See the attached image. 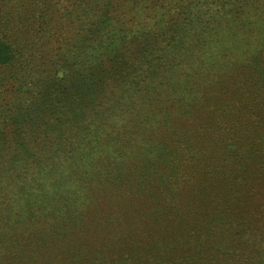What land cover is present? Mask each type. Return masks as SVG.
Here are the masks:
<instances>
[{
    "label": "trees",
    "instance_id": "1",
    "mask_svg": "<svg viewBox=\"0 0 264 264\" xmlns=\"http://www.w3.org/2000/svg\"><path fill=\"white\" fill-rule=\"evenodd\" d=\"M204 18L261 22L264 0H0V264H264V214L237 202L264 172V122L254 111L264 39L244 44L256 52L237 67L249 76L233 79L238 58L222 73L218 47L211 61L201 54ZM245 97L253 117L241 116L231 134L249 125L253 143L205 142L197 123L184 130L175 120L210 115L211 131H222ZM151 103L163 106L156 134L170 138L147 147L137 175L100 163L104 147L84 149L103 134L118 157L126 132L151 138L157 130L142 113ZM109 187L151 204L88 214L93 193Z\"/></svg>",
    "mask_w": 264,
    "mask_h": 264
},
{
    "label": "rangeland",
    "instance_id": "2",
    "mask_svg": "<svg viewBox=\"0 0 264 264\" xmlns=\"http://www.w3.org/2000/svg\"><path fill=\"white\" fill-rule=\"evenodd\" d=\"M166 18L168 19V17H166ZM226 19L227 18H223L220 21H218L217 19L216 20H210V21H208L206 18L203 19L204 22L206 23L207 31H210V36H209V38H207L208 48H204V51H202L201 54L203 53L202 56L208 57L211 61L212 53H214L213 50H214L215 46H216V48L218 47L219 51L225 57L216 58L215 59V64H216L215 66H216V68L219 67L220 68L219 72H222V73H224L225 70L229 69V68H226L225 64L228 66L230 62H233L236 58H238L236 60V62L233 64V66L229 69V74H230L229 77H231L233 79H237L240 75H242L240 77L244 78L246 80V79H248L247 77L249 75H246V71H244V70H243V72H244L243 73L242 69H244V66L252 64L251 59L253 57L252 52L254 51V49H251L252 52H249V50H248L244 53L245 47H243V46L245 43H248L247 41H250V40L251 41L254 40L252 42L253 45H254V43L260 44L259 41L264 39L263 38V36H264V20L262 19L261 22L258 20H249V22H246L244 24V27H239L233 23H230V21L226 20ZM237 20H238V18H237ZM244 21L245 20H243V22ZM227 22H229V23H227ZM245 25H248V26H245ZM252 26H257L256 29H261L262 34L259 35V38H257V33H258L257 30L255 33H250L251 31L248 28H253ZM253 29H255V28H253ZM255 35H256V37H255ZM213 36H214V38H213ZM255 40H257V41H255ZM233 45H236V46L233 47ZM210 47H211V50H210ZM240 52H243V54L241 53V55L239 56ZM253 53H256V52H253ZM213 56H216V55L213 54ZM239 66L242 69L237 68ZM120 80H121V77H120ZM248 85H249V83H247V89L249 86H251V85H249V86ZM257 88H260V91L261 90L263 91L264 90V82L260 83L257 86ZM107 89L109 90V88H107ZM262 91H261V96L263 97V101L261 102L262 104L260 103L259 107H257V108H259V110L254 109V111L257 114H259V117H262L263 122H264V91L263 92ZM106 93L107 94L104 95V97L102 96L100 104L105 105V104L109 103V100H107V96H109L111 94L108 93V91H106ZM247 101H248V99H247V97H245L243 102L241 100L239 104H237V103L234 104L233 108L237 109V112H235V114L237 113V115L233 114V115H231V117H229V120H228L227 124L225 125V127L222 131H218V129L214 132L211 131V129L213 127L214 119H213V116L211 117L210 115H206L202 119L197 118L195 120H191V118H189L188 116H185L187 119L184 118V122L182 121L183 118H177L175 120H178L177 121L178 123L183 124L182 126H184V130L186 128H188L189 125H190L189 128H192L191 125L194 122L197 123L203 129V131H204L203 133H205V136H204L205 142L211 143L210 139L213 140V138H215V136H216L219 139H227V142L229 140L234 139V140H236V143H240L242 145L253 143V142H256L255 139L257 138V136L253 135V129H250L248 127L249 125L244 126V127L242 126L241 128L237 129L240 131H238V132L235 131V134H231L234 130L233 127L235 129L238 128L236 122H238V120L241 118V116H243L245 120H251L252 119L251 117H253V115L251 113L249 114L251 109L248 110V107L245 106L246 105L245 103H247ZM157 105L158 104L151 103V105H149V109H147V110L143 109L142 110V113L144 115L147 113L149 114V115L148 114L147 115L149 116V119L151 121L152 128H154L153 132L155 130H157L155 132V134L152 135V137L148 139V135L142 134L141 131H137V133L130 132V131H128V133L126 132L127 135H126L125 139H126V141L129 140L130 143L128 142V143L124 144L123 148L126 151L123 155H120L118 157L116 155L112 156V154L109 155L108 152L112 151V149L114 147V140L111 139V141H109V143H107L106 141H104L102 139L104 136L103 134H101V136L98 139L97 138L92 139L90 144L86 145V147H84V149L85 150L90 149V145H97L94 153L95 152L99 153L101 151V148L104 147V150H106L105 152H107L105 154L108 156H106L105 158H103L102 155L97 156L96 158L100 159V163L102 162V164H105V166L108 168H112V170L120 168L122 170V172H126L127 174L133 173V174L137 175L136 172H138V171H135V169H137V167L144 166L148 162V161L147 162L145 161L146 157H144V155H146V154L148 155V153H150L147 151L148 150L147 147L152 142H155V141L159 142L162 140H164L166 142V140H168L170 138V136H168V135L165 136V135H161V134H156V133H160V130L157 129L158 125L153 123V122H158L159 120L163 119V115L160 114V112H161L160 110L163 109V106L161 107V106H157ZM149 112H152L153 116ZM180 119H182V120H180ZM148 124H150V123H148ZM257 126H260L261 131L264 130V126L262 124L259 123V124H257ZM252 127H253V125H252ZM189 128L187 130H190ZM247 129H249V130H247ZM244 130H245V133H244ZM106 131L108 132V128H106ZM218 133H220V134H218ZM145 134H146V132H145ZM184 134H185V132H183V135H180V136L184 137ZM155 137H157V138H155ZM251 141H253V142H251ZM83 144H86V141L83 142ZM212 145H214V144H212ZM214 146H216V145H214ZM136 147H144V149L142 150L140 148L141 149L140 150L139 148L136 149ZM260 152H261V154H264V149L260 150ZM153 155H155V154H153ZM107 158L111 162L109 165L107 164ZM85 162H86V160H85ZM86 163H89V162H86ZM226 164H229V163H226ZM221 167L223 169V166H221ZM231 168H233V167H229V169H231ZM261 176L263 177L262 178L263 181L260 177H258V179H255L253 182L249 183L250 186L257 187L254 194L248 195V197H245L244 195H240L242 191H240V193H237V196L241 197V200H239L237 202L242 201L244 209L247 210L245 212V214H257L258 211H261L262 212L261 214H264V172L261 174ZM136 184L137 183H133V185H136ZM133 188L137 189L136 186L135 187L133 186ZM154 190H156L157 192L160 191V189H154ZM114 192H116V191H114L112 187L105 189V191L102 194H99L97 196H96V194H98V193L94 192L93 197L89 199L87 204H85L86 209L88 211V214L98 215V214H104L106 212H118L119 210L120 211H126V210L144 211L146 206H147V203L151 204L147 195L145 197L144 196L138 197V194H135V193L134 194L130 193L128 195H120V194L118 195ZM188 193H191V192L188 191L187 193H185V196ZM183 203H186V202L183 201ZM143 205H144V207H143ZM180 205H183V204L181 203V204H178L175 206H180ZM218 207L226 208L225 202L219 201ZM241 207H242L241 205L236 206L235 204H232L231 210L235 209L236 213H238V211L241 209Z\"/></svg>",
    "mask_w": 264,
    "mask_h": 264
}]
</instances>
